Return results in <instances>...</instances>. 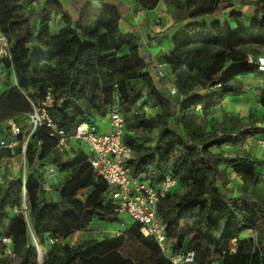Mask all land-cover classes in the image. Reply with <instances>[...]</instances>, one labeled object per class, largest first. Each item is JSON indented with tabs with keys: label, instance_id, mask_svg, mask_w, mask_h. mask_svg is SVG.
<instances>
[{
	"label": "trees",
	"instance_id": "trees-1",
	"mask_svg": "<svg viewBox=\"0 0 264 264\" xmlns=\"http://www.w3.org/2000/svg\"><path fill=\"white\" fill-rule=\"evenodd\" d=\"M33 1L0 0V35L10 44L11 56L0 59V73L12 72L35 104L50 92L49 113L67 132L121 109L126 120L123 139L133 148L132 178L155 187L167 175L177 181L157 207L174 253L194 252L195 264H264V194L259 192L264 161L247 152L229 157L211 151L249 144V138L264 131L231 114L213 116L226 98L244 93L243 79L262 72L258 63L264 57V0L256 3L249 26L237 11L224 23L197 20L230 7L227 0H163L172 7L174 25L185 23L173 39L172 54L163 58L175 78L176 96L157 88L145 72L138 36L123 33L118 6H91L73 21L56 0H35L31 6ZM160 1L133 0L136 13L153 10ZM54 13L64 22L57 35L51 31ZM260 104L264 108V86ZM145 107L156 113L149 117ZM145 134L153 144L145 143ZM19 139L23 141V134ZM57 142L58 137L42 127L25 154L28 220L35 237L42 246L49 237L62 240L49 247L43 264H134L122 254L126 237L140 243L149 264H173L136 223L126 235L65 242L94 220L115 222L119 217L107 203L110 188L95 176L87 152L79 148L65 161L56 154ZM44 162L66 172L54 188L56 198L40 189ZM223 165L243 183L234 197L219 187L230 183L220 170ZM22 191L21 177L0 184V238H11L15 255L0 256V264H38L29 222L15 211L21 207ZM249 230L257 233L256 242L244 237ZM234 239L237 247L230 252Z\"/></svg>",
	"mask_w": 264,
	"mask_h": 264
},
{
	"label": "built area",
	"instance_id": "built-area-1",
	"mask_svg": "<svg viewBox=\"0 0 264 264\" xmlns=\"http://www.w3.org/2000/svg\"><path fill=\"white\" fill-rule=\"evenodd\" d=\"M56 1L60 3L62 0ZM35 5L36 1L34 0L31 6ZM143 14L144 10L138 11L136 19L138 20ZM0 42H3L5 47L8 46L5 37L1 36ZM0 54H4V57H11L10 51L7 50L0 51ZM258 64L259 70L263 72L264 57L259 58ZM167 90L172 96L177 95V90L173 84L168 85ZM30 103L32 112L28 118L30 126L28 135L21 142L19 137L23 134L22 128L13 119L8 120L6 128L11 139L0 141V152H7L14 158L21 147L23 162L25 169H27L26 148L32 136L40 128L46 127L51 136L58 137L56 154L61 155L65 161L71 159L79 148L87 152L88 162L92 166L95 176L104 181L110 188L107 203L110 204L118 216L126 214L130 217L132 223L140 224L143 235L152 238L158 244L161 253L173 264H195L194 252L189 251L183 254L172 251L165 234V225L157 215L160 200L177 185V181L172 176L167 175L155 187L145 179L132 178L129 162L133 158V148L123 139L126 120L119 107H116L105 116L108 121L106 132L99 129L98 123L90 124L88 122L78 124L73 132H67L57 125L49 113V108L52 105L50 92L39 103L35 104L32 100ZM144 109L146 112L149 111L148 107ZM248 143L264 149V137L249 138ZM58 172H60L58 165L52 162L43 163V168L39 171V185L42 191L50 195L54 194L52 183ZM26 177L27 171L21 177L23 182L22 204L15 211L23 213L28 220L30 208L27 202ZM244 237L254 242L258 240L257 233L252 230L247 231ZM61 241L59 238L49 237L47 244L52 246ZM33 245L38 253L41 252L42 245L36 238H34ZM236 247L237 240L234 239L229 246V251L234 252ZM2 255L15 257L12 251L11 238H0V256ZM43 262V260H39L40 264H43Z\"/></svg>",
	"mask_w": 264,
	"mask_h": 264
},
{
	"label": "crops",
	"instance_id": "crops-1",
	"mask_svg": "<svg viewBox=\"0 0 264 264\" xmlns=\"http://www.w3.org/2000/svg\"><path fill=\"white\" fill-rule=\"evenodd\" d=\"M261 0H227L230 7H226L215 15L197 19L198 21H206L211 25L218 21L224 23L229 21V14L232 11L241 12L244 15V20L249 26L255 10L256 3ZM110 3L118 6L122 20L120 23L121 29L125 34H136L140 42L141 56L146 62L145 72L151 76L159 89L167 88L168 85L175 82V78L169 74L167 66L164 65V56L170 55L173 52V39L176 34L183 29L184 24L174 25L173 16L171 14L172 7L161 0L157 7L153 10H146L144 14L136 19V5L133 0H62L59 7L64 15H67L73 21L77 20L79 15L88 7L100 6L101 4ZM64 26L61 15H53L51 23V31L53 35H57ZM244 93L236 97H228L225 101L216 108L214 117H220L224 114H231L238 120L248 124H255L256 127L264 129V108L260 104V96L264 86V73L258 72L252 76L243 79ZM98 127L102 132H106L108 121L107 118H102L98 122ZM219 130L220 126L217 127ZM264 137V131L255 137ZM11 139L6 124L0 126V141ZM241 148V152H247L252 158L264 161V149L257 145L241 144L237 146H225L223 148L213 147V153L224 152L226 156L233 157L236 154H230V151ZM5 157L12 158L7 152H0V160ZM23 160V157H22ZM220 170L226 172L230 183L223 187L219 183L221 189L226 190L232 197L238 195L243 183L237 177L233 169L226 165L220 167ZM261 176L264 180V167L261 168ZM66 177V172H58L53 181L60 182ZM12 179V178H8Z\"/></svg>",
	"mask_w": 264,
	"mask_h": 264
},
{
	"label": "rangeland",
	"instance_id": "rangeland-1",
	"mask_svg": "<svg viewBox=\"0 0 264 264\" xmlns=\"http://www.w3.org/2000/svg\"><path fill=\"white\" fill-rule=\"evenodd\" d=\"M44 1V0H40ZM30 6L28 4L24 5L25 9H28ZM57 14V13H56ZM58 16V15H57ZM34 20V18H32ZM1 38V35H0ZM2 50H10V44L5 47L3 42H0V51ZM4 57V54H0V58ZM32 100L31 96L27 93V91L20 89L15 80L14 74L12 72H8L3 70L0 73V122L1 125L4 126L6 122L10 119H13L15 123H17L23 132V139L28 135L30 131V126L28 124L29 115L32 112V105L30 101ZM141 104L145 103L144 101L140 102ZM140 109V107H139ZM156 113V110L150 108L147 112L149 117L153 116ZM145 136L146 144H153L152 137ZM236 151H230V154L241 153V148L235 149ZM28 171L25 169L24 162L22 160V154L17 151L14 159H10L5 157L3 160H0V184H4V182L10 178H20L23 177L24 172ZM63 181V180H61ZM60 182H53L52 188H56L61 185ZM224 190V189H222ZM226 191V190H224ZM259 192L264 194V185L260 186ZM83 195V194H82ZM51 196V195H50ZM54 197L56 198V194L54 192ZM52 197V198H54ZM119 221L115 222H105L102 220H94L90 226L79 232H75L69 239L65 242L69 244L82 243L84 240L95 239L100 240L105 237H113L126 235L129 230V226L132 224L130 217L126 214H121L118 216ZM29 222V235L31 243H34L35 234L33 232L30 219ZM47 244L42 246L41 252L38 253L39 260H45L46 254L49 250ZM122 254L124 257L132 260L134 264H149L148 262V253L141 247L140 243L130 237H126L125 245L122 249ZM38 260V264L39 263ZM13 264H16L13 262Z\"/></svg>",
	"mask_w": 264,
	"mask_h": 264
}]
</instances>
